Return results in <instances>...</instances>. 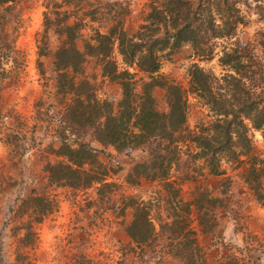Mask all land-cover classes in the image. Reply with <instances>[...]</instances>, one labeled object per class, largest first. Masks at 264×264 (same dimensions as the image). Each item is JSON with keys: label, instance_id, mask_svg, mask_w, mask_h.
<instances>
[{"label": "trees", "instance_id": "trees-1", "mask_svg": "<svg viewBox=\"0 0 264 264\" xmlns=\"http://www.w3.org/2000/svg\"><path fill=\"white\" fill-rule=\"evenodd\" d=\"M7 1L0 0V6ZM237 1L148 0L147 15L135 31L128 32L123 27L122 17L111 19L104 30L96 29L93 42L87 41L84 49L77 46L76 33L72 30L53 51L54 74L45 76L47 82L52 80L55 109H41L43 106L38 102L43 96L34 103L36 110L46 115V125L59 138L52 152L61 158L53 162L48 160L45 166L48 183L75 189L90 188L88 192L109 202L107 207L120 200V224L131 241L147 245L163 234L177 264H203L207 258L195 229L190 226L191 202L179 203L176 198L179 186L175 178H170L173 165H179L185 141L194 143L197 150L191 156L201 158L212 175L225 173L223 162L248 157L245 181L254 200L264 206V155L255 150L249 132L254 127L264 138V90L261 86L264 69L253 42L232 39L243 21ZM121 7L125 9L128 4ZM259 7L258 13L263 15L264 5ZM49 11L45 12L46 17ZM6 23L0 10V73L14 76L18 73L15 65L9 69L2 66L4 59L15 61L20 51L9 36ZM62 24L68 28L71 25ZM46 29L40 36L43 45H39L37 51V67L42 75L45 69L40 56L47 55L49 50ZM224 38L229 41L220 43L217 51L219 64L225 67L221 74L194 61L188 69L190 88H185L159 72L163 55L183 44L188 43L199 58L210 59L216 53V42ZM114 46L125 66H120L115 59ZM86 55L98 56L102 73L120 84L121 97L116 107L97 93L80 70ZM131 65H135V71L128 69ZM138 72L142 74L136 77ZM156 86L165 89V109L158 107L153 93ZM188 91L194 93L213 115L193 128L186 122ZM7 116L0 110L1 140L12 145V151L23 153L25 146L21 141L26 132L20 126L13 128L5 124ZM88 130L103 147L111 144L121 151H146L144 158L133 160L124 181L128 186L148 182V186L154 187L155 196L145 199L126 192L120 188V183L104 176L106 173L85 167L88 163L104 166L97 157L102 149L84 138ZM154 204L157 218L152 215ZM55 205L53 193L33 187L12 208L11 229L18 235L16 258H21L20 247L33 243L35 224L49 215ZM161 209L166 211L165 217L161 216ZM127 211L128 221L125 220ZM206 211L200 214H205L199 219L202 231L211 229L207 227L210 222ZM222 246L224 251L217 249L223 256L222 264H251L237 253L238 246L226 242H222ZM96 263L85 252L79 253L77 264Z\"/></svg>", "mask_w": 264, "mask_h": 264}, {"label": "rangeland", "instance_id": "rangeland-1", "mask_svg": "<svg viewBox=\"0 0 264 264\" xmlns=\"http://www.w3.org/2000/svg\"><path fill=\"white\" fill-rule=\"evenodd\" d=\"M148 0H9L0 6L1 13L7 21L6 29L13 37V44L18 48L17 59H4L2 66L6 69L15 65L18 73L14 76L8 72L0 73V110L8 114L5 124L13 128H21L26 132L21 142L25 148L23 153L12 151V145L1 140L0 133V264H77L79 253L90 255L96 264H177L176 258L170 253L168 240L159 234L152 243L136 244L131 241L120 224L119 213L121 201L107 207L109 202L99 200L90 188H72L50 184L47 181L46 162L61 157L52 152L58 145L59 138L54 130L44 122L45 114L36 110L38 102L46 109H55L53 97L54 87L51 77L54 67L53 51L60 45L72 30L76 33V44L84 49L87 41L93 42L96 29H105L109 20L122 17V25L128 32L138 28L149 10ZM128 4L125 9L122 5ZM243 21L238 24L232 37L243 42H253L255 52L262 60L264 69V14L258 13L259 5L264 0H238ZM49 11L48 16L45 12ZM67 22L70 28L62 23ZM47 28L48 54L40 56L45 74L38 71V46L43 45L40 36ZM229 39H218L216 53L210 59L199 58L192 47L185 43L178 49L166 53L162 57L159 72L169 79L190 88L188 69L192 62L197 61L205 69L221 74L225 67L219 64L217 51L220 43ZM114 57L120 66L121 55L114 46ZM127 67V66H126ZM135 71V65L128 66ZM1 70V66H0ZM97 93L111 100L116 107L121 97V87L117 80L102 73L100 59L96 55H86L80 67ZM138 72L137 76L141 75ZM46 83L47 85H43ZM264 90V73L261 80ZM158 107H167L165 89L156 86L153 90ZM49 103H52L51 106ZM187 124L193 128L200 121H207L213 115L191 91L187 94ZM250 135L255 150L264 155V138L260 130L251 127ZM84 138L99 149L98 161L85 164L96 172L106 173L109 180L121 184V189L140 195L147 199L155 196L154 187L148 182L142 185H127L125 174L133 160L144 158L146 151H121L113 145L105 147L90 134ZM179 165L171 168L170 178H175L179 192L176 197L182 204L190 203V226H193L202 249L207 258L203 264H222L223 256L217 249L224 251L222 242L238 246L237 252L251 264H264V206L258 204L245 181L248 157L242 156L241 161L222 163L225 173L212 175L201 158H194V143L185 141ZM48 191L54 194L56 205L54 210L44 219L35 224V239L32 244L18 249L21 258H16L18 235L11 229L12 208L31 188ZM204 190L208 192H204ZM152 215L157 218V209ZM207 210V211H206ZM206 211L210 230L202 231L200 216ZM165 217L166 211L160 210ZM214 215V216H213ZM130 218L126 212L125 220ZM156 221V220H155ZM213 224V226H211ZM157 227V224H156ZM215 254V257L212 255ZM201 259L198 258L199 262Z\"/></svg>", "mask_w": 264, "mask_h": 264}]
</instances>
